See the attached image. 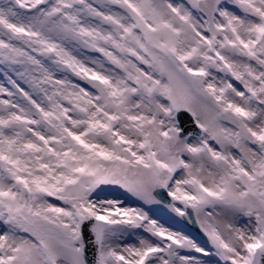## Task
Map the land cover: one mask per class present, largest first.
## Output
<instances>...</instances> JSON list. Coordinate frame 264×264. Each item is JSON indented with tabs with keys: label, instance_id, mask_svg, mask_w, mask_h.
<instances>
[{
	"label": "snow or ice",
	"instance_id": "6c2138e0",
	"mask_svg": "<svg viewBox=\"0 0 264 264\" xmlns=\"http://www.w3.org/2000/svg\"><path fill=\"white\" fill-rule=\"evenodd\" d=\"M0 264H264V0H0Z\"/></svg>",
	"mask_w": 264,
	"mask_h": 264
}]
</instances>
